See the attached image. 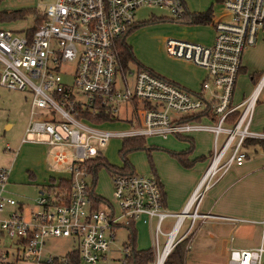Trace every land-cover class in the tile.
<instances>
[{"label":"built area","instance_id":"1","mask_svg":"<svg viewBox=\"0 0 264 264\" xmlns=\"http://www.w3.org/2000/svg\"><path fill=\"white\" fill-rule=\"evenodd\" d=\"M43 16L32 34L0 28V86L30 95L29 116L19 143L68 146L72 161L67 167L68 195L54 188L39 194L38 210L24 217L17 209L0 216V243L13 241L21 255L35 264H70L66 253H43L49 238H72L81 264H98L114 243L117 232L142 216L155 218V234L161 233L166 217L175 222L162 249L156 242L155 264H163L172 247L186 239L196 219L212 217L199 212L207 191L233 165L245 159L242 147L248 139L264 141V130L253 131L250 123L259 80L253 93L240 104L232 98L244 51L253 46L264 29V0H217L218 12L209 22L213 41L204 45L168 38V56L206 71L200 89L190 92L146 68L123 69L117 60L116 41L144 7L167 10L173 19L186 15L183 0H40ZM236 113V117L232 116ZM124 121L130 129L111 131L100 126ZM102 119V120H100ZM111 121V119H110ZM206 131L214 135L210 163L180 212H167L158 179L137 172L111 177L117 204L105 201L94 208L89 198L91 174L88 161L102 154L110 139L132 136L185 137ZM44 140L27 139V135ZM224 138L220 145L219 136ZM8 149V148H7ZM58 164L67 161L56 151ZM8 170L0 168V213L16 201L4 193ZM186 232L178 236L184 219ZM236 224L239 219H232ZM127 264L129 250L122 249ZM263 245L230 248L228 264H262ZM6 252H0V260Z\"/></svg>","mask_w":264,"mask_h":264},{"label":"crops","instance_id":"2","mask_svg":"<svg viewBox=\"0 0 264 264\" xmlns=\"http://www.w3.org/2000/svg\"><path fill=\"white\" fill-rule=\"evenodd\" d=\"M184 6L185 8L187 7L185 2ZM215 7L217 6L215 5ZM203 25L204 24H202L201 26ZM206 25L211 29V31L207 35L202 34L198 37L196 36L200 39L199 41H197V43L210 45L213 41L214 29L211 25H209V23L205 24L204 26ZM262 42H264V29L259 32L256 43L250 47H254V49L248 50V48L243 53L241 68L232 98V103L235 105L240 104L247 96L246 93H248V91L246 89L244 90L241 87V84H239V79L241 78L246 80V77L249 76L251 82L255 81L257 85L261 77L264 75V72L260 75V72L264 69V60L260 63L261 65L259 66H250L249 64L250 58L255 48L257 47V44ZM127 43L130 44L128 41ZM177 61V64L180 65L181 69H184L186 71V74L184 73V75L175 76L178 82H180L181 84L174 81L171 82L177 84L185 90L196 92L191 88L195 87L197 83L204 80L206 71L196 66V68H200L202 70V73L199 82L195 83L193 78H191V73L196 69L195 66L192 67L193 65L191 66V63L186 61ZM245 62L251 67L250 70L246 66ZM263 83L264 81L261 83L259 89L257 90V92H259L258 98L262 92L261 89ZM112 122L115 121H109L105 123L109 124ZM250 129L253 131L264 130V100L258 101L257 99L250 123ZM191 134L193 133H190L186 136L189 137V139H183L172 135L167 137H145V141L150 137L160 138L164 140L162 142L168 144L169 146L168 147L165 145V147L168 148H161L159 146L150 144L151 147L148 148V151H150V149H155L158 151L164 149L168 153V157H164L163 164L158 166V164L154 163L153 167L151 168V173H153L152 175L155 176L160 183L162 192L164 194L163 205L165 210L170 213H177L183 209L185 203L194 191L196 184L198 183L207 167L206 166L204 168L201 167V165H197L196 168V160H205L206 157H210L212 153L214 135L211 132H208V134L199 133L197 136ZM211 137V150L210 148H207V146L202 149V147H199L196 143L198 142L199 144L203 142V139L210 141ZM23 144H28L29 146L34 148V150L41 149L43 146H45V144L42 143H19V145ZM246 146L248 147L249 152H244V161L240 165L233 164L229 168V170L211 186V188L207 191L203 200L201 201L199 212L208 213L212 217H209L203 221L201 219H196L194 221L193 229L191 232L190 247L186 248L185 244L183 264H228L230 248H255L261 244L264 247V152L262 150V146L259 144H249ZM189 148H191L190 152L185 156V158L183 157L185 162L192 163L190 166H187L179 161L174 153L186 152L187 150H189ZM16 151H18V147L16 148ZM12 163L8 168H5L6 166L1 167V169L8 170V178L6 184L4 185L3 194L12 197L16 201V205L6 206L0 213V216H4L12 209H17L24 217H29L33 212L39 209L36 200L35 206L32 207L29 205V201L33 198L32 196H34V193L36 191L41 194L50 186H52V189H54V186L60 179L69 178V175L67 177L66 173L65 176L54 174L51 171L47 170H42L35 173V169L31 168L27 170L29 174V177L27 179L24 178L23 175L12 172ZM45 186L47 187L46 189ZM95 193L103 197L106 201L110 202L101 193L96 191V186ZM232 219H239L240 221L235 224ZM153 220L154 218H147L146 216H142L131 225L135 236V249H151L154 255L152 264H154L156 259L155 244L157 242L160 247V240H162L163 245L165 244L166 234L174 224L175 218L166 217L164 219L165 227L163 229L161 225V233L157 235L155 234V224H152ZM189 225L190 219H184L178 236H181L184 232H186ZM124 229L127 231V233H129L128 228ZM114 243L111 245L110 250L106 254L105 258L101 259L99 263L102 262V264H105L107 262H110L109 254L112 252L118 253V251H122L126 242L122 243V247H119ZM3 251L6 252L5 260H7L8 262H3L5 260H0V264H10L9 261L13 263L16 262L22 264H35L31 261L20 260L19 258L21 256V252L16 246L11 248L7 246L4 247L3 243L1 242L0 252ZM43 253L47 254L48 252H45L43 248ZM165 261L163 264H167ZM262 264H264L263 260Z\"/></svg>","mask_w":264,"mask_h":264},{"label":"rangeland","instance_id":"3","mask_svg":"<svg viewBox=\"0 0 264 264\" xmlns=\"http://www.w3.org/2000/svg\"><path fill=\"white\" fill-rule=\"evenodd\" d=\"M186 4V12H205L207 10L212 11V15L214 12H218L219 7H215L217 0H184ZM44 3L40 0H1L0 1V10L10 11L16 9H43ZM188 10V11H187ZM214 11V12H213ZM151 17H163L165 18L163 21H155L151 23H146L135 28L127 37V41L133 48V53L136 58L137 63L142 66V68L149 69L154 73L166 78L169 81L178 82L175 76L184 75L186 71L181 69L180 65L177 64L176 58L170 57L167 55L165 50V40L168 38L175 39H183L189 40L192 42H197L200 39L198 36L210 33L211 29L206 26H201L202 24H193L185 21L184 19L181 21L174 20L172 15L165 9L154 8V7H144L135 12L134 22H142L146 21ZM34 16L32 14H28L26 17L22 19H14L10 21H1L0 20V28L3 29H11L14 33L21 35L22 30L26 28L33 27ZM187 36V37H186ZM197 36V37H196ZM183 37V38H181ZM186 37V38H184ZM249 48V49H248ZM248 50L254 49V47H248ZM247 53V51H246ZM245 53V55H246ZM245 58V56H244ZM247 59V56H246ZM264 60V42L257 44L251 58H250V66H259L260 63ZM183 61V60H182ZM246 63V62H245ZM193 64H191L192 66ZM130 69L132 72H136V68H138L137 64L131 63ZM193 65L192 67H194ZM246 66L250 70V66L246 63ZM196 68V66H195ZM264 69L260 72V75L263 74ZM202 70L200 68H196L191 73V78H193L194 82H199L201 79ZM241 80V83H240ZM201 82V81H200ZM196 84V88L193 87L194 91H198L200 89V84ZM180 83V82H178ZM181 84V83H180ZM239 84L241 87L248 91L247 96L251 95L256 88V82L249 79V76L246 77V80L239 79ZM197 89V90H195ZM261 94L257 99L258 101L264 100V83L261 89ZM246 96V97H247ZM256 99V102H257ZM256 105V104H255ZM29 107H30V95L28 91H20L7 89L0 86V168L6 166L8 168L12 163V172L23 175L24 178L29 177L27 170L34 168L35 173L47 170L51 171L54 174L66 175L68 177L69 171L67 167L71 164L72 161V149L68 146L64 147H50L43 146L41 149L32 148L28 144L19 145V139L23 133V128L26 126L28 122L29 116ZM255 108V107H254ZM103 129L111 130V131H119L130 129L131 125L124 121H115L112 123H103L101 126ZM199 133H207L208 132H193L191 135H198ZM212 136V135H211ZM224 135L219 136L218 145H220L223 141ZM27 139L31 140H44V136L37 135H27ZM202 140V139H200ZM164 140L160 138H147L145 141L146 147L150 148L151 145L159 146L161 148H168V144L162 142ZM199 147L202 149L207 146V148L212 149V137L210 141L204 140L199 143L196 142ZM151 144V145H150ZM19 145V146H18ZM168 146V147H165ZM122 146V139H110L108 144L100 149V152L105 156L110 164L121 167L123 165V160L120 157L119 150ZM18 147V151L16 148ZM8 148V149H7ZM56 151H63L66 154L67 161L64 164H58L54 161L53 155ZM242 152H249L248 147L243 146ZM206 153V152H205ZM204 153V154H205ZM208 154V153H207ZM168 157V153L166 150H155L150 149L147 150H138L131 152L128 154V161L131 164L133 170L139 174L143 175H152L151 173V165L158 164L160 166L164 163V157ZM7 161V164H6ZM203 163V165H202ZM210 163V157H206L204 160H196V168L197 165H201V167H206ZM6 164V165H5ZM207 168V167H206ZM66 173V174H65ZM51 185V184H50ZM47 187L45 186V189ZM46 191V190H45ZM96 191L101 193L107 200H109L112 204L116 205V199L113 193L112 180L105 168H100L96 174ZM38 191L34 193L33 198L30 199L29 205L35 206V200L37 199ZM35 209V207H34ZM165 220L162 222V228L165 227ZM156 223V219L153 220V225ZM128 233L124 228H121L115 238V245L122 247V243L127 242ZM3 246L7 247H15L13 241L3 237L1 239ZM76 243L72 238H49L45 242L44 250L45 252L51 253L56 256H61L67 253L68 251L74 249ZM159 250L162 249V240H160ZM20 253V252H19ZM20 260L30 261L26 254H22L19 258ZM124 259L123 251L112 252L109 254V261L105 264H122V260ZM262 260L264 262V253L262 255ZM3 262H8L7 260ZM9 263H13L10 262ZM13 264H22V263H13ZM99 264H102L100 262ZM155 264V262H154Z\"/></svg>","mask_w":264,"mask_h":264},{"label":"trees","instance_id":"4","mask_svg":"<svg viewBox=\"0 0 264 264\" xmlns=\"http://www.w3.org/2000/svg\"><path fill=\"white\" fill-rule=\"evenodd\" d=\"M1 1V0H0ZM28 14H32L34 16V23L33 27L28 28V33L32 34L34 30L39 26L43 16L40 12V10L37 9H16L11 11H0V20L1 21H10L14 19H22L26 17ZM212 18V11L207 10L203 13H186V15L181 19H174V20H185L187 22L193 23V24H208ZM165 18L160 17H151L146 21H142L140 23L133 22L127 31L116 41V53H117V60L119 65L126 69L131 63L137 64L138 68H142L139 63H137L136 58L134 56L132 47L130 44L127 43L126 37L135 30V28L144 25L146 23H151L155 21H163ZM236 117V113L232 116L234 119ZM105 118H109V121L113 120L112 117L110 118L109 115H105ZM102 120V119H100ZM183 139H189V137H180ZM249 144H259L262 146V150L264 152V141H258V140H252L248 139L246 141V145ZM147 150L148 147H146L145 144V137L143 136H132V137H124L122 138V146L119 150V154L121 159L123 160V165L121 167L115 166L113 164H110L108 160L102 155H98L94 159L88 161L87 166L89 168V172L91 174V183L89 185V198L92 202V205L94 208H97L99 204L105 202L106 200L101 197L100 195H97L95 193V186H96V174L97 171L100 168H105L109 174L110 177H112L115 174H127L134 172L131 164L128 161V154L134 151L138 150ZM191 148L187 150L186 152L181 153H174L175 156L181 161L183 164L190 166L192 163L185 162L184 158L185 156L190 152ZM184 157V158H183ZM185 162V163H184ZM153 167V165H151ZM56 189H58L60 192L65 193L68 195L69 187H70V178L68 179H60L58 183L54 186ZM52 186L48 187V190H51ZM162 197L164 196L162 192V188L160 186ZM129 233H128V240L124 244V247H126L129 250V255L127 257V264H152L154 255L151 249L147 250H136L134 247V231L132 230L131 225L128 227ZM186 240L183 239L179 242H177L169 252V254L166 257V263L167 264H183V253L185 248ZM66 256L68 257V260L70 264H81L78 252L76 249H72L66 253Z\"/></svg>","mask_w":264,"mask_h":264}]
</instances>
